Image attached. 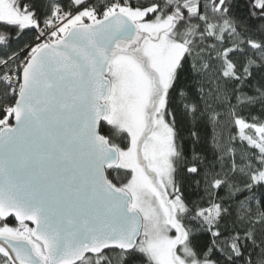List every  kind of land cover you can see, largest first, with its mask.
<instances>
[{
    "label": "snow or ice",
    "instance_id": "1",
    "mask_svg": "<svg viewBox=\"0 0 264 264\" xmlns=\"http://www.w3.org/2000/svg\"><path fill=\"white\" fill-rule=\"evenodd\" d=\"M0 264H264V0H0Z\"/></svg>",
    "mask_w": 264,
    "mask_h": 264
}]
</instances>
